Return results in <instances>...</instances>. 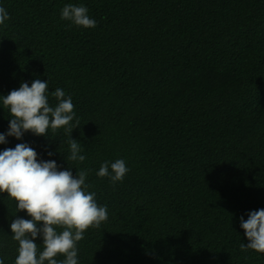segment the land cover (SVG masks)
Returning a JSON list of instances; mask_svg holds the SVG:
<instances>
[{
	"label": "trees",
	"instance_id": "16d2710c",
	"mask_svg": "<svg viewBox=\"0 0 264 264\" xmlns=\"http://www.w3.org/2000/svg\"><path fill=\"white\" fill-rule=\"evenodd\" d=\"M68 4L85 6L96 27L62 20ZM0 7L10 17L0 25V134L10 121L2 96L40 79L49 106L57 88L71 96V137L86 159L66 160L64 127L6 137L0 151L26 143L59 170H86V191L107 206V220L77 242L78 264H264V253L240 247L249 243L241 217L264 209V0ZM118 159L129 171L113 185L97 172L109 162L111 173ZM17 217L31 219L0 193L4 264L18 256L10 227ZM35 243L38 257L43 238Z\"/></svg>",
	"mask_w": 264,
	"mask_h": 264
},
{
	"label": "clouds",
	"instance_id": "9594fccd",
	"mask_svg": "<svg viewBox=\"0 0 264 264\" xmlns=\"http://www.w3.org/2000/svg\"><path fill=\"white\" fill-rule=\"evenodd\" d=\"M10 19L5 8L0 7V25ZM61 19L71 21L76 26L95 28L97 22L90 18L85 6L66 5L61 10ZM48 83L36 79L31 83L22 82L2 96L3 108L10 114L9 130L0 134V144L7 143L6 137L22 139L26 132L37 136H47L48 130L55 132L64 127L70 134L71 154L66 160L85 161L81 146L72 139L73 127L70 122L75 117L71 96L65 98L63 89L57 88L52 96L57 104L49 106L46 91ZM79 121H77V127ZM68 126V127H65ZM76 128V127H75ZM49 156L53 153L49 152ZM101 165L97 175L109 176L113 185L122 181L129 169L123 159ZM59 170L55 160H39L37 152L26 143L0 151V193H7L15 200L18 212L26 211L31 219L17 217L10 227L13 239L18 242V256L15 264H78L77 242L84 238L90 227H99L108 218L107 206H98L95 193L88 192L85 183L88 172ZM42 225V226H41ZM63 229L59 233L57 228ZM241 227L249 243H241L242 251L253 249L264 253V209L249 213V218L241 217ZM37 237L43 238L44 250L37 257ZM62 254L65 259L57 261ZM0 264L4 260L0 259Z\"/></svg>",
	"mask_w": 264,
	"mask_h": 264
},
{
	"label": "bare ground",
	"instance_id": "6f19581e",
	"mask_svg": "<svg viewBox=\"0 0 264 264\" xmlns=\"http://www.w3.org/2000/svg\"><path fill=\"white\" fill-rule=\"evenodd\" d=\"M172 47V46H171Z\"/></svg>",
	"mask_w": 264,
	"mask_h": 264
}]
</instances>
